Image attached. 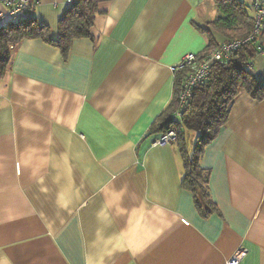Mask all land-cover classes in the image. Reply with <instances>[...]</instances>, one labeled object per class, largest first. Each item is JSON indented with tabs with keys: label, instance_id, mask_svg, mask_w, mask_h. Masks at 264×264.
I'll use <instances>...</instances> for the list:
<instances>
[{
	"label": "crops",
	"instance_id": "obj_1",
	"mask_svg": "<svg viewBox=\"0 0 264 264\" xmlns=\"http://www.w3.org/2000/svg\"><path fill=\"white\" fill-rule=\"evenodd\" d=\"M73 3L31 0L3 25L35 19L56 40ZM219 16L215 0H111L66 58L41 39L15 46L0 76V264H227L239 250L264 264V100L241 93L205 149L206 218L177 142L150 133L183 57L207 31L226 42ZM252 71L264 82V57Z\"/></svg>",
	"mask_w": 264,
	"mask_h": 264
},
{
	"label": "trees",
	"instance_id": "obj_2",
	"mask_svg": "<svg viewBox=\"0 0 264 264\" xmlns=\"http://www.w3.org/2000/svg\"><path fill=\"white\" fill-rule=\"evenodd\" d=\"M111 0H74L65 16L59 22V36L51 38L50 28L35 19L25 22L9 21L0 27V76L5 75L11 65L15 46L25 39H41L60 49L67 57L76 39L90 37L99 6ZM220 12L211 27L226 38L225 43L246 39L254 30V10L239 0H215ZM253 11V13H252ZM209 45L202 54L217 48L219 44L207 31ZM262 33L254 40L235 50L230 58L212 66L208 81L195 88L188 103L181 110V117L175 121L173 115L181 109V91L186 71L176 72L173 98L152 125L151 134L176 132L184 177L182 186L191 192L195 207L202 217L217 212V205L210 192L211 172L201 166L206 147L219 135L227 124L232 107L241 93L249 94L254 100H264V82L252 71L258 55V48L264 43ZM186 131L195 134V144L190 150Z\"/></svg>",
	"mask_w": 264,
	"mask_h": 264
},
{
	"label": "built area",
	"instance_id": "obj_3",
	"mask_svg": "<svg viewBox=\"0 0 264 264\" xmlns=\"http://www.w3.org/2000/svg\"><path fill=\"white\" fill-rule=\"evenodd\" d=\"M0 4L5 8L4 12L0 11V27L6 22L7 17H15L33 10L31 0H0ZM251 5L254 10V30L251 36L246 39L223 43L202 55H196L194 53L186 54L181 62L173 69L175 74L180 70L186 71L180 96L181 109L173 115L175 121L180 119L181 110L188 103L193 90L208 81L214 63L222 62L230 58L235 50L264 33V0H252ZM258 49V55L264 56V43ZM175 140L176 132L170 130L164 133L156 144L159 146H168ZM244 254V250L237 251L227 261V264H240Z\"/></svg>",
	"mask_w": 264,
	"mask_h": 264
},
{
	"label": "rangeland",
	"instance_id": "obj_4",
	"mask_svg": "<svg viewBox=\"0 0 264 264\" xmlns=\"http://www.w3.org/2000/svg\"><path fill=\"white\" fill-rule=\"evenodd\" d=\"M252 13H253V11H252ZM219 14H220V12H219ZM194 136H195V134L193 132L188 133V140H189L190 144L192 143L191 140H192V138L194 139ZM190 144H188L189 148H190Z\"/></svg>",
	"mask_w": 264,
	"mask_h": 264
},
{
	"label": "bare ground",
	"instance_id": "obj_5",
	"mask_svg": "<svg viewBox=\"0 0 264 264\" xmlns=\"http://www.w3.org/2000/svg\"><path fill=\"white\" fill-rule=\"evenodd\" d=\"M260 56V55H259ZM261 57H264V56H261Z\"/></svg>",
	"mask_w": 264,
	"mask_h": 264
}]
</instances>
